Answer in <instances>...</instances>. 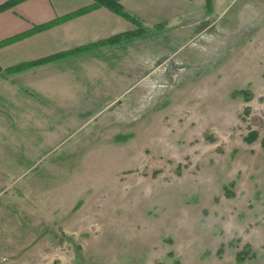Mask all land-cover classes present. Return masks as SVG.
<instances>
[{
  "label": "rangeland",
  "instance_id": "1",
  "mask_svg": "<svg viewBox=\"0 0 264 264\" xmlns=\"http://www.w3.org/2000/svg\"><path fill=\"white\" fill-rule=\"evenodd\" d=\"M243 7L249 28L260 19L250 56L213 44L226 53L193 86L147 74L173 45L141 42L119 76L39 77L45 98L4 96L0 264H264V0Z\"/></svg>",
  "mask_w": 264,
  "mask_h": 264
},
{
  "label": "crops",
  "instance_id": "2",
  "mask_svg": "<svg viewBox=\"0 0 264 264\" xmlns=\"http://www.w3.org/2000/svg\"><path fill=\"white\" fill-rule=\"evenodd\" d=\"M236 1L227 0L217 9V0H211L210 8L206 0H120L121 6L139 19L137 25L105 6L89 8L94 0H0V109L4 108V96L10 92L29 91L45 98L48 88L36 87L39 77L119 76L123 69L130 70L133 60L137 61L142 53L141 42L146 46L155 42L173 45L172 52H163L165 58L150 66L147 74L161 70L176 79L184 77L188 79L185 85L193 86L196 82L191 80L200 77L212 60L226 53L223 45L242 53L245 49L244 54L250 56L251 30H257L252 37L254 42L260 40V19L253 20L254 29L248 26L249 11L255 12L244 10L249 0L242 1L231 23L223 22L229 6ZM47 24L50 25L33 31L36 26ZM138 27L140 34L126 36ZM213 44L222 49L218 55H213ZM43 58L49 59L31 64ZM167 61L176 68L163 71ZM23 65L26 66L9 72ZM30 83L36 85L32 91Z\"/></svg>",
  "mask_w": 264,
  "mask_h": 264
},
{
  "label": "trees",
  "instance_id": "3",
  "mask_svg": "<svg viewBox=\"0 0 264 264\" xmlns=\"http://www.w3.org/2000/svg\"><path fill=\"white\" fill-rule=\"evenodd\" d=\"M97 6H105V7L109 8V9L115 11L116 13L124 16L125 18L129 19L130 21L134 22L135 24H137V25L140 24L139 19H137L134 15H132L131 13H129L128 11H126L121 6L120 0H94V3L89 8H94V7H97ZM206 6H207V8H210V6H211V0H206ZM85 10L86 9L81 10V11H85ZM49 25L50 24L42 25V26H36L35 28H33V31L43 29V28H45V27H47ZM141 31H142L141 28L138 27L136 31L131 32V33H126L127 35L126 34H124V35H126V36L135 35V34L137 35V34H140ZM49 58H51V57H49ZM49 58L39 59V60H37L35 62H32L31 64L41 63V62H43L45 60H48ZM25 66L26 65L12 68V69L9 70V72L10 71H14V70L21 69V68H23ZM231 95L234 96V97L240 96L244 101H249L251 99L250 93H248L247 92V89H245V88L236 89V90H234L232 92ZM249 111H250V107L249 106H245L243 108V112L244 113H249ZM257 138H258V133L255 130H250L245 135L244 140L246 142H248V143H251V142L255 141ZM261 145L264 148V134L261 137ZM226 194L229 195V193H227V192H226ZM243 255H244L243 252L238 251L237 254H236V258L241 260L243 258Z\"/></svg>",
  "mask_w": 264,
  "mask_h": 264
}]
</instances>
